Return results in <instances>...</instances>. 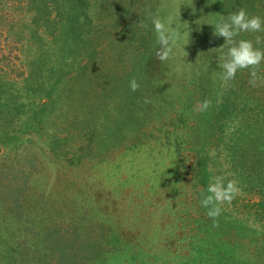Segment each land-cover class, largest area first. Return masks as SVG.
<instances>
[{"label":"rangeland","instance_id":"rangeland-1","mask_svg":"<svg viewBox=\"0 0 264 264\" xmlns=\"http://www.w3.org/2000/svg\"><path fill=\"white\" fill-rule=\"evenodd\" d=\"M241 8L264 17V0H0V264H264V81L223 80L213 35ZM169 12L187 36L161 61ZM214 175L239 188L216 218Z\"/></svg>","mask_w":264,"mask_h":264},{"label":"clouds","instance_id":"clouds-1","mask_svg":"<svg viewBox=\"0 0 264 264\" xmlns=\"http://www.w3.org/2000/svg\"><path fill=\"white\" fill-rule=\"evenodd\" d=\"M180 16V13H179ZM181 16L169 12L161 16L152 17V25L156 35V43L159 49L156 56L161 61H167L173 51V45L178 39L187 36V33L180 32ZM175 25V27H173ZM208 25V24H205ZM214 37H223L225 44L220 47L218 67L221 69L222 79L231 81L236 78L241 70H250L253 85L258 80L264 81V75L258 73V68L264 64V37L256 36L255 42L251 39H237L241 33H264V17L250 15L243 8L232 12L226 19H221L214 25ZM227 47V52L223 49ZM130 89L135 92L139 87L137 79L133 77L129 83ZM210 101L205 100L202 108L207 109ZM239 188L236 180H227L224 175L210 177V182L205 191L200 193V204L207 209V215L212 218L219 217L222 212L221 204L231 202L238 193Z\"/></svg>","mask_w":264,"mask_h":264},{"label":"trees","instance_id":"trees-1","mask_svg":"<svg viewBox=\"0 0 264 264\" xmlns=\"http://www.w3.org/2000/svg\"><path fill=\"white\" fill-rule=\"evenodd\" d=\"M240 257H242V256H240ZM244 257H242L241 259H243ZM237 259H239V257H237Z\"/></svg>","mask_w":264,"mask_h":264}]
</instances>
